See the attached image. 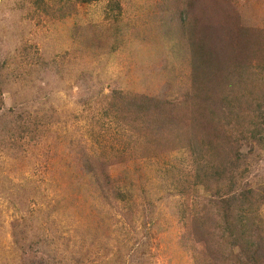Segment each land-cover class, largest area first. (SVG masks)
Wrapping results in <instances>:
<instances>
[{
    "label": "rangeland",
    "instance_id": "obj_1",
    "mask_svg": "<svg viewBox=\"0 0 264 264\" xmlns=\"http://www.w3.org/2000/svg\"><path fill=\"white\" fill-rule=\"evenodd\" d=\"M117 2L122 33L113 27L112 40L108 20ZM76 7L63 19H50L29 0H0V264H196L195 255L199 264L210 263L219 232L210 212H203L208 208L195 207L191 197L206 195L191 188L190 178L191 162L203 148L179 143L194 136L189 114L165 133L163 147L150 148L140 145L143 136L137 144V135L130 140L127 128L110 125L102 105L114 90L181 98L190 64L161 26L179 9L213 24L217 36L230 25L253 35L255 50L247 46L237 54L229 80L240 92L241 81L252 78L240 68H250L254 57L264 61V0H96ZM66 54L70 62L51 64ZM262 78L250 87L259 91ZM20 113L44 122L46 131L23 147L10 139V124ZM247 149L239 186L247 197L252 192L249 222L263 258L264 149ZM86 161H102L112 187L128 191L129 212L98 197ZM195 213L213 236L206 243L192 235Z\"/></svg>",
    "mask_w": 264,
    "mask_h": 264
},
{
    "label": "trees",
    "instance_id": "obj_2",
    "mask_svg": "<svg viewBox=\"0 0 264 264\" xmlns=\"http://www.w3.org/2000/svg\"><path fill=\"white\" fill-rule=\"evenodd\" d=\"M95 1L29 0L37 13L50 19H63L77 9V4L85 5ZM120 12L117 2L111 9L112 17L108 20L112 40L113 27L116 29L115 33H122L116 23L120 20ZM185 12L184 9L175 10L169 21L161 22L166 31L163 34L165 39L171 42L175 49L182 48L190 64L187 88L181 98L159 99L114 90L104 99L102 115L117 129L127 128L130 140L132 135H137L138 137L133 139L135 143L138 144V138L143 136L144 141L140 145L151 148L156 145L163 147L165 133L177 123L186 122L182 116L187 112L194 136L186 140L179 139V143L190 141L194 145L202 146L203 150L196 153L199 158L191 162L194 172L190 178L191 188L201 187L206 193L205 196L192 194V201L194 200L195 207L208 208L203 212H210V223L219 232L217 249L209 252L208 264H264V257L258 256L261 242L254 238L257 228L249 222V218L255 213L252 192H249L250 196L247 197L239 186L242 185L247 171L245 149L248 148L251 152L255 146L264 149V86L259 91L256 85L250 87L256 82L255 79L262 78L259 72L264 74V61L254 57L250 68H240V74L245 71L252 78L242 80L240 92H237L229 80L234 76L240 52L247 46L255 50L249 39L253 35L244 29L235 32L230 29L233 28L231 25H221L222 34L217 36L213 24H202L198 16L191 14L186 17ZM227 28L229 31L224 34ZM87 40L89 42L88 38ZM116 48L117 45L112 49ZM66 55L51 61V64L70 62L67 60L68 54ZM72 58L76 59L74 55ZM38 62L46 65L41 59H38ZM176 113L179 116H176ZM35 118L29 113H20L18 119L13 118L14 121L10 124L13 132L9 131L13 144L18 142L17 144L23 147L29 141L39 140L46 132L44 122ZM117 145L122 146L120 142ZM121 149L128 151L127 144ZM84 167L92 178L93 191L96 194L99 192L98 197L105 200V204L111 198L116 204L123 205L122 213L130 211L131 195L128 196V191L122 188L112 187L102 161L96 165L86 161ZM197 219L199 218L196 213L191 215L192 235L199 242L206 243L213 236L210 229L203 227L204 223ZM218 255L222 258L216 257ZM195 258L196 264H199L197 255ZM220 259L222 263H218Z\"/></svg>",
    "mask_w": 264,
    "mask_h": 264
}]
</instances>
